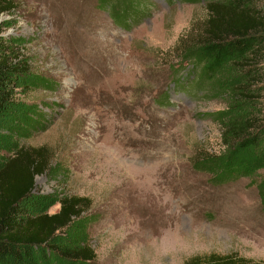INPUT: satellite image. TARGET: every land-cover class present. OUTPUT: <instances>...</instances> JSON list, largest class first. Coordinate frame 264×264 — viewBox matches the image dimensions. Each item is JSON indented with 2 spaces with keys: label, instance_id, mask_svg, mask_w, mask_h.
Segmentation results:
<instances>
[{
  "label": "rangeland",
  "instance_id": "obj_1",
  "mask_svg": "<svg viewBox=\"0 0 264 264\" xmlns=\"http://www.w3.org/2000/svg\"><path fill=\"white\" fill-rule=\"evenodd\" d=\"M115 1L14 0L16 11L0 15L1 35L57 82L20 93L48 120L24 149L63 171L36 176L35 192L90 201L94 264H185L210 253L264 262L256 187L247 177L214 184L192 165L225 151L221 126L201 116L225 104L180 61L201 36L205 4L142 0L123 28Z\"/></svg>",
  "mask_w": 264,
  "mask_h": 264
},
{
  "label": "trees",
  "instance_id": "obj_2",
  "mask_svg": "<svg viewBox=\"0 0 264 264\" xmlns=\"http://www.w3.org/2000/svg\"><path fill=\"white\" fill-rule=\"evenodd\" d=\"M109 1L103 0V7ZM141 2L115 1L116 24L129 26L130 14ZM187 2L204 3L207 18L201 36L187 44L180 61L191 65V82L225 104L223 110L201 114L221 126L224 153L204 154L192 165L211 175L214 184L247 177L264 212V0ZM16 9L14 0H0V15ZM12 42L0 30V264H94L96 253L88 241L89 226L95 222L87 213L90 201L35 192V177L47 164L38 159L39 150L28 152L21 142L45 131L48 120L20 93L30 88L52 91L57 82L34 71L19 54L20 44ZM47 170L54 179L63 173L58 164ZM56 203L58 211L49 214L47 209ZM185 264L264 262L210 253L188 258Z\"/></svg>",
  "mask_w": 264,
  "mask_h": 264
}]
</instances>
